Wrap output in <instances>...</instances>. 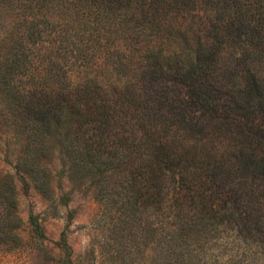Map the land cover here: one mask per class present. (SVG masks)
<instances>
[{
    "label": "trees",
    "instance_id": "16d2710c",
    "mask_svg": "<svg viewBox=\"0 0 264 264\" xmlns=\"http://www.w3.org/2000/svg\"><path fill=\"white\" fill-rule=\"evenodd\" d=\"M0 3L1 113L85 119L87 145L148 196L166 264L264 262V0ZM127 25L124 59L107 42ZM28 221L45 240L39 213ZM56 244L70 253L65 231Z\"/></svg>",
    "mask_w": 264,
    "mask_h": 264
},
{
    "label": "rangeland",
    "instance_id": "374dc122",
    "mask_svg": "<svg viewBox=\"0 0 264 264\" xmlns=\"http://www.w3.org/2000/svg\"><path fill=\"white\" fill-rule=\"evenodd\" d=\"M133 27L107 32V45H119L124 59L131 57L126 37L138 33ZM68 69L61 81L75 83L78 73ZM109 75H101V83H110ZM25 117L16 123L0 112V264H166L169 250L151 243L148 196L129 183L122 159L87 145L86 120L55 123L45 116L38 124ZM32 210L39 213L45 240L34 237ZM64 231L70 253L56 244Z\"/></svg>",
    "mask_w": 264,
    "mask_h": 264
}]
</instances>
